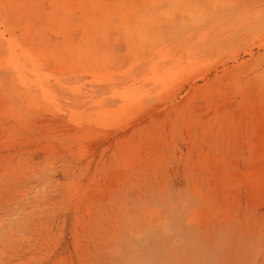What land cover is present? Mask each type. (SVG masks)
<instances>
[{"label":"rangeland","instance_id":"obj_1","mask_svg":"<svg viewBox=\"0 0 264 264\" xmlns=\"http://www.w3.org/2000/svg\"><path fill=\"white\" fill-rule=\"evenodd\" d=\"M0 264H264V0H0Z\"/></svg>","mask_w":264,"mask_h":264}]
</instances>
